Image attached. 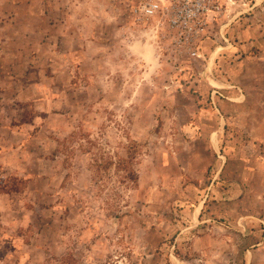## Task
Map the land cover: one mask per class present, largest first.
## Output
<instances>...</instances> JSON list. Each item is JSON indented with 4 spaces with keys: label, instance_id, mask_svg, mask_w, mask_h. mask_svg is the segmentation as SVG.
<instances>
[{
    "label": "rangeland",
    "instance_id": "rangeland-1",
    "mask_svg": "<svg viewBox=\"0 0 264 264\" xmlns=\"http://www.w3.org/2000/svg\"><path fill=\"white\" fill-rule=\"evenodd\" d=\"M236 25L264 0H0V264H264V65Z\"/></svg>",
    "mask_w": 264,
    "mask_h": 264
},
{
    "label": "crops",
    "instance_id": "crops-1",
    "mask_svg": "<svg viewBox=\"0 0 264 264\" xmlns=\"http://www.w3.org/2000/svg\"><path fill=\"white\" fill-rule=\"evenodd\" d=\"M238 22H240V21H238ZM229 38H230V40L235 39V41H233L232 43H229V45L227 46V48H233L232 54H234V52H238V50L240 51L239 48L237 49V47H236L237 45L242 47V48H245V50L249 49L251 46H254V45H258V46L261 45L262 51L260 53H258L259 56L255 57L254 59H256L257 63H259V64L261 63L264 65V27L259 26V27H248V28L239 29L236 25L231 30ZM242 110L252 111V110H254V108L253 107H243V106H239V105H237L235 107L236 113H238L239 111H242ZM245 114H247V113H245ZM251 120H252L251 118L249 119L247 117L244 120L245 124H243L241 121L237 122L235 124L239 125V126H246L247 127ZM262 129L264 130L263 127H262Z\"/></svg>",
    "mask_w": 264,
    "mask_h": 264
},
{
    "label": "trees",
    "instance_id": "trees-1",
    "mask_svg": "<svg viewBox=\"0 0 264 264\" xmlns=\"http://www.w3.org/2000/svg\"><path fill=\"white\" fill-rule=\"evenodd\" d=\"M132 150L127 149V156L124 159H120L121 161L117 165V168L119 170H123L127 172V174L132 178L133 180L136 179V175L132 169V164H133V158H132ZM16 184L9 185L8 184H3L2 181H0V193L3 194H13L17 193L18 189L16 187L17 183L20 181L15 180Z\"/></svg>",
    "mask_w": 264,
    "mask_h": 264
},
{
    "label": "built area",
    "instance_id": "built-area-1",
    "mask_svg": "<svg viewBox=\"0 0 264 264\" xmlns=\"http://www.w3.org/2000/svg\"><path fill=\"white\" fill-rule=\"evenodd\" d=\"M191 3V0H186V5L188 6ZM195 6L196 9L194 10V12H192L191 14H189L187 17L189 20H194L196 19L197 25H199V29L204 26L205 22L202 19V16L205 14V11H208L206 6L203 5L202 3H200L199 1H195V4H192V7ZM156 5L154 4H146L142 7V10H144V12L146 14H153L155 11ZM218 9V7H216ZM185 20V18H184ZM173 23L176 24L177 20H173Z\"/></svg>",
    "mask_w": 264,
    "mask_h": 264
}]
</instances>
